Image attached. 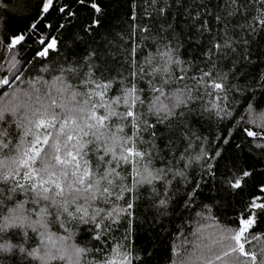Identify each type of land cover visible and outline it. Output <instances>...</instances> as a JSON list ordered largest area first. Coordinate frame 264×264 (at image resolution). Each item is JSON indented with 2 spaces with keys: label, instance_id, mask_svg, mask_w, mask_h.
Listing matches in <instances>:
<instances>
[{
  "label": "snow or ice",
  "instance_id": "obj_1",
  "mask_svg": "<svg viewBox=\"0 0 264 264\" xmlns=\"http://www.w3.org/2000/svg\"><path fill=\"white\" fill-rule=\"evenodd\" d=\"M123 16L0 0V264H264V0Z\"/></svg>",
  "mask_w": 264,
  "mask_h": 264
},
{
  "label": "trees",
  "instance_id": "obj_2",
  "mask_svg": "<svg viewBox=\"0 0 264 264\" xmlns=\"http://www.w3.org/2000/svg\"><path fill=\"white\" fill-rule=\"evenodd\" d=\"M105 8V29L118 31L125 19L123 13L126 10L128 0H100ZM105 29H102L104 31ZM24 51L21 50V55ZM243 103V102H242ZM243 110L242 108L240 109ZM238 115V113H237ZM207 131L206 127L202 129ZM139 213H146V210L141 207ZM230 212V209H229ZM151 219V213H146ZM186 214H182L179 208L170 210L169 215L163 220V228H152L148 224L141 225L140 221H136L134 231L136 233L134 239L139 244H146L155 248V258L159 259V264H167L170 244L172 243V234L175 232L178 225H181ZM185 229L189 228L188 224L183 225ZM166 230V231H165Z\"/></svg>",
  "mask_w": 264,
  "mask_h": 264
}]
</instances>
